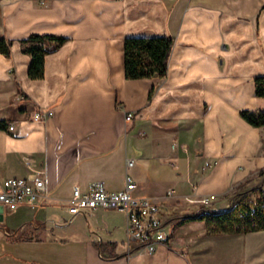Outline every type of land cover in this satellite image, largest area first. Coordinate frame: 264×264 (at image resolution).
Wrapping results in <instances>:
<instances>
[{"label": "crops", "instance_id": "crops-1", "mask_svg": "<svg viewBox=\"0 0 264 264\" xmlns=\"http://www.w3.org/2000/svg\"><path fill=\"white\" fill-rule=\"evenodd\" d=\"M32 34L67 39L39 80L22 49ZM158 36L176 40L168 76L127 80L125 39ZM0 38L13 42L0 53V192L43 175L49 194L4 207L0 264H264V231L183 221L263 184L264 126L241 112L264 110V0H0ZM40 109L53 117L35 121ZM127 173L161 206L170 240L152 254L129 250L124 211H68L75 188L118 192Z\"/></svg>", "mask_w": 264, "mask_h": 264}, {"label": "trees", "instance_id": "trees-1", "mask_svg": "<svg viewBox=\"0 0 264 264\" xmlns=\"http://www.w3.org/2000/svg\"><path fill=\"white\" fill-rule=\"evenodd\" d=\"M67 39L58 35L32 34L22 41L23 52L31 56L29 77L33 80L45 76L46 56L58 50ZM176 44L173 37H127L124 41L125 76L127 80L163 79L168 76L170 59ZM13 42L0 38V53L11 56ZM255 93L264 98V75L254 79ZM152 99V95L150 97ZM241 116L254 127L264 126V110H243ZM0 121V128H5ZM264 176V172L261 174ZM232 203V204H231ZM204 221L209 234L245 235L264 231V190L259 185L248 191H237L228 208L183 218ZM117 258V256H116Z\"/></svg>", "mask_w": 264, "mask_h": 264}, {"label": "built area", "instance_id": "built-area-1", "mask_svg": "<svg viewBox=\"0 0 264 264\" xmlns=\"http://www.w3.org/2000/svg\"><path fill=\"white\" fill-rule=\"evenodd\" d=\"M52 110L40 109L35 113V121L44 122L53 117ZM135 113L127 112L126 120L132 121ZM11 130L15 127L11 126ZM135 160H128V167L132 168ZM208 163L205 169L210 167ZM138 186L134 178L126 177V186L118 192L108 191L103 181L93 182L88 192H83L79 187L74 189L68 202V211L73 218L89 210L118 209L126 214V234L129 250L138 248L149 254L155 253L160 245L167 244L170 236L166 230L165 222L159 212L161 206L153 198L136 195ZM175 191H168L167 196L173 197ZM49 197L45 177L35 180L23 178L7 179L2 184L0 192V205L16 209L20 206H34L39 198ZM206 207L212 206V200H204Z\"/></svg>", "mask_w": 264, "mask_h": 264}, {"label": "rangeland", "instance_id": "rangeland-1", "mask_svg": "<svg viewBox=\"0 0 264 264\" xmlns=\"http://www.w3.org/2000/svg\"><path fill=\"white\" fill-rule=\"evenodd\" d=\"M129 160H131V159H129ZM173 166H176V165H173ZM127 167H128V161H127ZM129 168V167H128ZM209 168V167H208ZM127 175H128V173L126 174V177H127ZM129 175H131L130 173H129ZM132 176V175H131ZM133 177V176H132ZM125 186H126V178H125ZM258 186V185H257ZM262 186H263V190H264V180H263V184H262ZM253 187H255V186H253ZM172 190V189H171ZM245 189H242L241 191H244ZM170 191V190H169ZM208 198V197H207ZM206 199V198H205ZM204 199V200H205ZM230 201V200H229ZM212 206H213V204H212ZM212 206H210V207H212ZM127 221V220H126Z\"/></svg>", "mask_w": 264, "mask_h": 264}, {"label": "water", "instance_id": "water-1", "mask_svg": "<svg viewBox=\"0 0 264 264\" xmlns=\"http://www.w3.org/2000/svg\"><path fill=\"white\" fill-rule=\"evenodd\" d=\"M3 210H4V206L0 205V218H2Z\"/></svg>", "mask_w": 264, "mask_h": 264}, {"label": "bare ground", "instance_id": "bare-ground-1", "mask_svg": "<svg viewBox=\"0 0 264 264\" xmlns=\"http://www.w3.org/2000/svg\"><path fill=\"white\" fill-rule=\"evenodd\" d=\"M232 204V203H231ZM209 210V209H208Z\"/></svg>", "mask_w": 264, "mask_h": 264}]
</instances>
